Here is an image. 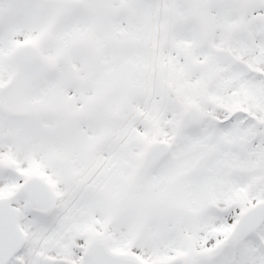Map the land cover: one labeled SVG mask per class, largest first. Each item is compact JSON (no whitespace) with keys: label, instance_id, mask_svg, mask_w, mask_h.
I'll return each mask as SVG.
<instances>
[{"label":"snow or ice","instance_id":"6c2138e0","mask_svg":"<svg viewBox=\"0 0 264 264\" xmlns=\"http://www.w3.org/2000/svg\"><path fill=\"white\" fill-rule=\"evenodd\" d=\"M0 264H264V0H0Z\"/></svg>","mask_w":264,"mask_h":264}]
</instances>
